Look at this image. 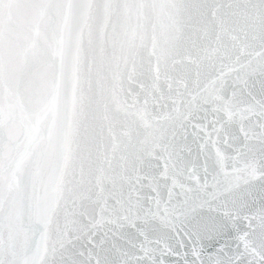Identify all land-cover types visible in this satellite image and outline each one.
<instances>
[{"label":"snow or ice","instance_id":"obj_1","mask_svg":"<svg viewBox=\"0 0 264 264\" xmlns=\"http://www.w3.org/2000/svg\"><path fill=\"white\" fill-rule=\"evenodd\" d=\"M0 264H264V0H0Z\"/></svg>","mask_w":264,"mask_h":264}]
</instances>
